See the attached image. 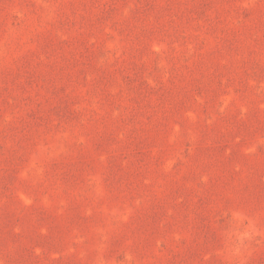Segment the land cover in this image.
<instances>
[{
	"label": "rangeland",
	"instance_id": "obj_1",
	"mask_svg": "<svg viewBox=\"0 0 264 264\" xmlns=\"http://www.w3.org/2000/svg\"><path fill=\"white\" fill-rule=\"evenodd\" d=\"M0 264H264V0H0Z\"/></svg>",
	"mask_w": 264,
	"mask_h": 264
}]
</instances>
